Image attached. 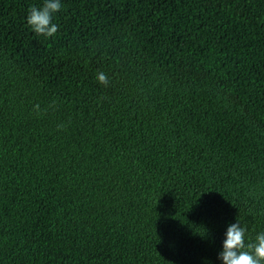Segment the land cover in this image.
I'll return each mask as SVG.
<instances>
[{"label": "trees", "instance_id": "16d2710c", "mask_svg": "<svg viewBox=\"0 0 264 264\" xmlns=\"http://www.w3.org/2000/svg\"><path fill=\"white\" fill-rule=\"evenodd\" d=\"M0 0V264H220L264 231V0ZM104 72L108 84L97 74Z\"/></svg>", "mask_w": 264, "mask_h": 264}, {"label": "clouds", "instance_id": "9594fccd", "mask_svg": "<svg viewBox=\"0 0 264 264\" xmlns=\"http://www.w3.org/2000/svg\"><path fill=\"white\" fill-rule=\"evenodd\" d=\"M61 7V0H45L42 8L30 9L26 22L35 33L51 37L58 30V25L52 22L53 15ZM97 79L105 85L109 82L104 72H99ZM247 231L238 220L228 224L217 256L220 264H264V231L257 233L254 241L246 243Z\"/></svg>", "mask_w": 264, "mask_h": 264}]
</instances>
